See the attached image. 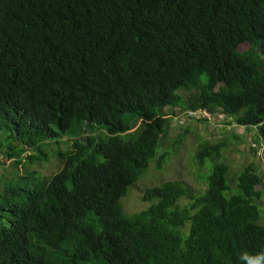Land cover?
Masks as SVG:
<instances>
[{"label": "trees", "instance_id": "16d2710c", "mask_svg": "<svg viewBox=\"0 0 264 264\" xmlns=\"http://www.w3.org/2000/svg\"><path fill=\"white\" fill-rule=\"evenodd\" d=\"M170 108L222 115L257 132L252 152L264 145V0H0V168L65 164L16 177L26 193L0 173V264H248L264 253V176L254 164L231 175L224 144L196 155L200 169L214 163L202 194L168 182L125 213L130 187L168 160ZM96 125L106 141L49 150Z\"/></svg>", "mask_w": 264, "mask_h": 264}, {"label": "rangeland", "instance_id": "374dc122", "mask_svg": "<svg viewBox=\"0 0 264 264\" xmlns=\"http://www.w3.org/2000/svg\"><path fill=\"white\" fill-rule=\"evenodd\" d=\"M167 112L170 114V127L159 153L160 156L168 153V160L163 170L157 169V163L153 164L146 174L130 187L127 196L121 200L122 207L127 215L133 216L151 206V203L143 200L147 188L161 186L168 182L187 185L195 194H202L207 188L206 178L214 168L212 161H207L203 169L197 166L196 155L204 143L210 145H225L226 148L221 153V161L229 166L231 175L235 176L244 168L254 164L264 176L263 143H259L255 152L251 151L254 145L252 137H255L257 133L255 130H251L248 133L244 128L228 123L231 120H228V118L222 115L213 116L211 119L208 118L209 115H206L205 117L210 119V122L207 124L198 122L195 119L191 120L180 111H176L173 116L174 109L172 108L167 109ZM197 115L202 116L200 112H197ZM138 126L139 124L136 127ZM84 130H86V135L83 137L79 134H74L60 138L52 143L55 146L51 145L49 150L56 151L57 153H68L70 150L71 152H78L76 150L77 145H84L85 140L90 137L98 141H106L109 137L104 125L87 126ZM130 138L131 136H127L125 140L128 141ZM48 155L50 156L51 154L48 153ZM7 162L4 167L0 168L1 177L3 180H6L4 183L6 185L22 187L19 191L24 193L31 190L33 185L16 177L25 176L27 172H38L44 178H49L65 166L62 160H51L49 158L47 163L42 162L40 166H37L38 163H36L34 166H28L26 171H24L22 169L14 170L11 166L12 162ZM3 180L1 181L2 185ZM1 184L0 189L3 187ZM258 189L264 195V183ZM21 199L17 197V200ZM187 203L188 200L182 201V204ZM259 205L262 208V219L264 221V197L259 202ZM0 221L3 220L0 219Z\"/></svg>", "mask_w": 264, "mask_h": 264}, {"label": "clouds", "instance_id": "9594fccd", "mask_svg": "<svg viewBox=\"0 0 264 264\" xmlns=\"http://www.w3.org/2000/svg\"><path fill=\"white\" fill-rule=\"evenodd\" d=\"M245 257L248 259V264H264V253L257 254L253 257H248L245 254Z\"/></svg>", "mask_w": 264, "mask_h": 264}, {"label": "built area", "instance_id": "2783aa9c", "mask_svg": "<svg viewBox=\"0 0 264 264\" xmlns=\"http://www.w3.org/2000/svg\"><path fill=\"white\" fill-rule=\"evenodd\" d=\"M200 114L202 115V117H205L206 115H209L206 112H200ZM187 116L190 117V118L199 117V115H197V112H189ZM209 117H210V115H209Z\"/></svg>", "mask_w": 264, "mask_h": 264}]
</instances>
